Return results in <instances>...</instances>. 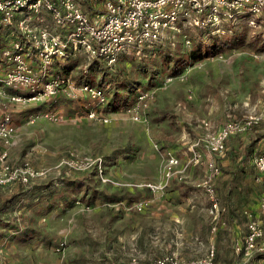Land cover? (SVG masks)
<instances>
[{"label": "rangeland", "instance_id": "obj_1", "mask_svg": "<svg viewBox=\"0 0 264 264\" xmlns=\"http://www.w3.org/2000/svg\"><path fill=\"white\" fill-rule=\"evenodd\" d=\"M78 1L87 8L86 0ZM91 1L101 5L103 0ZM254 19L242 16L218 33L220 39L233 41L232 50L219 52L230 55L228 61L210 54L191 59L198 30L186 26L162 42L143 46L140 53L122 56L117 64L91 67L110 94L126 92L129 105L138 99V91L153 92L142 120L131 117L128 104L104 123L81 116L86 99L58 95L18 103L0 97V108L10 111L18 127L11 145L0 144L8 151L7 161L47 169L29 185L0 184V264H115L172 251L183 260L205 254L212 223L208 196L190 176L170 180L158 192L146 183L162 180L169 151L186 162L199 136L232 117L264 111V14ZM16 36L13 26L0 32L3 42ZM209 38V45L222 41ZM171 59L187 63L182 74L167 80ZM87 69L82 57L57 60L52 67L82 81L89 80ZM48 111L62 113L65 120L46 117ZM34 113L40 116L30 122ZM260 124L264 128V119ZM85 154L103 158L106 179L95 170L60 165L69 156ZM204 160L189 167L191 177L203 173ZM141 199L149 204L139 210L135 203ZM243 214L240 227L222 226L216 234V241L222 234L226 239L215 264H264V252L244 260L234 251L235 242L248 231ZM259 218L264 226V216Z\"/></svg>", "mask_w": 264, "mask_h": 264}, {"label": "built area", "instance_id": "obj_2", "mask_svg": "<svg viewBox=\"0 0 264 264\" xmlns=\"http://www.w3.org/2000/svg\"><path fill=\"white\" fill-rule=\"evenodd\" d=\"M92 6L89 11L78 0H0V32L13 26L17 35L8 43L0 40V57L6 60L0 74V97L18 103L38 102L58 95L69 100L86 99L81 116L108 123L116 110L107 109L111 94L106 86L80 82L66 72H54L52 67L57 60L82 57L86 66L95 59L114 65L123 55L140 53L143 46L164 40L186 26L200 29L208 37L224 32L226 23L234 24L242 16H249L254 22L255 16L264 14V0H103L101 5L94 2ZM48 17L54 29L48 25ZM185 36L190 46L192 40ZM215 55L225 61L231 57L224 53ZM11 89L16 91L11 92ZM137 96L136 102L126 109L134 120H142V110L149 106L153 92L140 90ZM44 114L48 118L65 120L60 112ZM38 116L40 113H34L30 122ZM263 118L264 111H252L242 118L228 119L216 131L199 136L191 144V155L186 162L169 151L162 180L146 185L158 192L170 180H184L189 167L201 163L205 152H209L203 175L193 179L192 183L210 201L211 238L214 239L226 223L224 214L227 211L216 185V179L223 171L216 157L225 153L231 136L248 132ZM17 129L10 112L5 110L0 116V139L6 146L12 144ZM7 155V150L0 155L1 185L17 181L29 184L47 172L28 161L14 166L7 161ZM253 162L262 183L259 209L264 212V152L256 155ZM60 165L81 171L95 170L106 179L101 156L73 155L63 159ZM148 204L149 199H141L135 206L142 210ZM244 213L248 231L242 241L235 242L234 251L246 260L255 253L264 252V226L255 211L249 209ZM216 257V245L212 242L204 255L185 261L174 252L150 259L134 256L127 262L115 264H215Z\"/></svg>", "mask_w": 264, "mask_h": 264}, {"label": "crops", "instance_id": "obj_3", "mask_svg": "<svg viewBox=\"0 0 264 264\" xmlns=\"http://www.w3.org/2000/svg\"><path fill=\"white\" fill-rule=\"evenodd\" d=\"M5 65H6V60L0 57V69H1L0 74L4 70ZM0 103H2L1 100ZM3 105L5 107V104ZM1 110H0V116L5 111L3 110L1 112ZM260 123L255 125L251 130H249L246 133H240L231 136L227 140V150L225 151V153L222 154L221 156L216 157L218 163L226 169V171L224 172L222 171V174L217 177L216 185L219 195L221 197V202L223 205L227 207V211L224 214V219L226 223L223 224L222 226H225L229 229H231L232 226H234V228L240 227L241 225L240 219L244 217L243 213L245 212V210L250 209L255 211L258 217L261 215L264 216V212L260 211L259 209V201L262 192V183L257 178L258 170L253 162L254 157L256 155L264 152V128L260 127L261 126ZM0 144L2 145L4 144L2 139H0ZM3 151L0 149V155L2 154ZM209 158L210 156L204 157L205 160L203 162V173L205 170L206 161ZM203 173L200 176L191 177L190 173L187 172L185 178L190 176V180L192 181L193 179H197L201 177ZM209 206H210V201H209ZM225 239L226 238L223 237V234L221 235V238H218L217 241L215 238L212 239L210 237L209 245L212 242H215L216 245V249H217L216 260L217 258L220 257L221 248H222L221 243H223ZM174 252L179 255L182 261H185L181 258L180 254L177 251H172L169 253H174Z\"/></svg>", "mask_w": 264, "mask_h": 264}, {"label": "trees", "instance_id": "obj_4", "mask_svg": "<svg viewBox=\"0 0 264 264\" xmlns=\"http://www.w3.org/2000/svg\"><path fill=\"white\" fill-rule=\"evenodd\" d=\"M86 4H87V9L89 11L91 9H93L91 0H86ZM197 30H198L197 34H196L197 42H195L194 46H192L190 54H189L190 58L193 59V60L202 59L204 56L209 55V54L210 55H215V54H217V52L219 53L221 51H229V50H232V48L234 47L232 45L233 41L231 39H226V40L223 39L222 40L220 38H222L223 36H221L219 34H209L208 37H205L203 32L200 29H197ZM209 37L216 38V39H214L216 41H218V40H222V41L219 42V43L216 42L213 45H209L206 42V40H208ZM0 40H1V38H0ZM164 40H166V39H164ZM162 41L163 40H161L159 42H162ZM129 55H134V54H129ZM68 61H70V60H68ZM184 61L185 60H182L181 62H179V59H176V60H172L171 59V61H170L171 63L167 67V69L171 73V75H170L171 77L178 76V75L182 74V72L186 68V63H187V62H184ZM103 64H107L108 65V63L106 61H102L100 59H95L93 62H91L89 64L88 70L85 72V75H87V74L89 75V80L88 81H82L79 78H77V77L76 78L80 82H88V83L93 84V85H102V84L97 82L96 76L94 74H92V72L90 71L91 70L90 68L93 67V66L100 67ZM127 97H128V95H127L126 92L122 93V92H120L118 90H115L114 93H111V95H110V100H109V103L107 105V109L116 110L117 108H119L121 106H126L128 104L127 103ZM42 177H44V176H41V177H38V178L34 179L31 183L35 182V180H37L39 178H42ZM17 182H20L21 184H24V185L31 184V183L25 184V183H23L21 181H17ZM17 182H14V183H17ZM14 183H11V184H8V185H12ZM52 209H53V205L51 204L49 206V210H52Z\"/></svg>", "mask_w": 264, "mask_h": 264}]
</instances>
